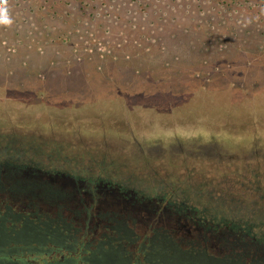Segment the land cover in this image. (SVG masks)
<instances>
[{"label": "rangeland", "instance_id": "1", "mask_svg": "<svg viewBox=\"0 0 264 264\" xmlns=\"http://www.w3.org/2000/svg\"><path fill=\"white\" fill-rule=\"evenodd\" d=\"M6 7L0 141L100 153V165H121L153 196L164 193V203L193 180L213 186L247 173L264 184V130L250 138L228 131L264 114V0H7ZM160 179L164 187L145 184ZM23 206L12 208L36 205ZM95 215L89 209L86 223L73 221L74 243L108 234ZM126 223L137 237L128 252L146 264L140 246L148 229Z\"/></svg>", "mask_w": 264, "mask_h": 264}, {"label": "flooded vegetation", "instance_id": "2", "mask_svg": "<svg viewBox=\"0 0 264 264\" xmlns=\"http://www.w3.org/2000/svg\"><path fill=\"white\" fill-rule=\"evenodd\" d=\"M71 125V122L67 121L60 127L66 128ZM85 155L74 156L70 151H64L58 146L51 147L49 150L43 149L41 145L34 144L32 140H26L21 144L15 140L0 141V205L4 206V211L0 213L5 215L1 219V225L5 228L18 229L21 227V216H26L32 221L30 222L32 226L27 227L28 231H32L33 236H38V234L45 236L44 239H30L17 244L14 241L6 243L5 246L10 252L5 253L0 263L47 264V260L55 259L59 251L55 249L54 239L46 238V234L54 235L58 223L65 227V231L69 234L66 245L67 250L73 256L83 257L87 249H91L99 254L104 253L102 256L104 264H131V260L134 261V259L131 252L130 254L128 252V246H132L137 237L126 223V220H130L134 226L138 225L148 229L149 233L145 235V243L140 246L143 257L145 256L144 251L148 249L147 242L151 235L152 225L149 220L142 219L140 212H145L148 219L156 215L159 209L158 203H164L165 194L156 192L153 196L152 187L149 189L148 186L144 187L142 183H138L136 176L130 174L129 170H122L121 165L113 163H110L108 167H104V164L100 165L106 162L100 153H96L97 158H89ZM62 175H65L68 181H62ZM61 184L74 185L63 186ZM145 184H164L162 185L164 187L166 181L160 179ZM191 184H198V182L193 180ZM111 189L118 190L122 196L133 191L137 198L146 201L147 207L135 211L107 203L112 198ZM155 189L161 190L157 186ZM169 202L170 200H167L164 206ZM21 204L22 206H36L33 211L24 213L12 208L14 205L19 207ZM89 209L95 211V217H97L95 226L107 228L108 234L111 233V235L107 234L104 239L94 242L82 245L79 243V246L78 243H74L76 237L73 236L72 223L74 220L86 223L89 220L86 218ZM147 210H152V213ZM90 215L93 214L90 213ZM91 226L92 224L87 228L90 229ZM105 241L118 246L108 251V256L101 247ZM33 242V246L29 247V244ZM46 242H48V247L52 246L51 254L48 256H36L37 253L29 251L30 248L36 249L35 245ZM76 242L79 241L76 240ZM64 255L61 254V258ZM25 256H33L34 259L30 260ZM134 262L138 264L137 261Z\"/></svg>", "mask_w": 264, "mask_h": 264}, {"label": "trees", "instance_id": "3", "mask_svg": "<svg viewBox=\"0 0 264 264\" xmlns=\"http://www.w3.org/2000/svg\"><path fill=\"white\" fill-rule=\"evenodd\" d=\"M250 178L245 173L239 178H225L228 183L224 184L178 187L172 191L169 203L165 206L158 203L159 209L150 219L141 211L142 219L152 225L147 242L149 251H144L146 264H264V184H255L254 177ZM178 194L183 196L182 201L175 203L174 196ZM4 217L0 213V260L10 252L6 243L45 238L43 234L33 236L28 231L32 221L26 216H21L18 229L3 227ZM60 225L56 226L54 235L46 234V238L54 239L55 249L59 251L47 264L105 263L104 253L91 249L83 257L73 256L66 245L69 234ZM105 242L101 247L108 256V251L118 246ZM35 247L29 251L37 253L36 256L51 254L52 246L48 247V242ZM61 254H65L63 258ZM131 264L136 263L131 260Z\"/></svg>", "mask_w": 264, "mask_h": 264}, {"label": "water", "instance_id": "4", "mask_svg": "<svg viewBox=\"0 0 264 264\" xmlns=\"http://www.w3.org/2000/svg\"><path fill=\"white\" fill-rule=\"evenodd\" d=\"M252 121V118L249 117L248 123H239L233 125L228 131L230 133L241 135L245 138H250L253 135L257 134L260 130H264V114L261 116L258 124H255ZM122 129L126 128V125L123 122H120ZM106 127L109 129L114 128L112 124H107ZM62 181H68V178L65 175H62ZM63 186H69L74 184H61ZM110 194L112 196L111 200L107 203L115 204L118 206H123L124 208H129L131 210H140L142 208L147 207V203L144 200H140L137 198L135 192L131 191L129 193H125L124 196L115 189H111ZM122 196V197H121ZM149 213H152V210H147Z\"/></svg>", "mask_w": 264, "mask_h": 264}, {"label": "clouds", "instance_id": "5", "mask_svg": "<svg viewBox=\"0 0 264 264\" xmlns=\"http://www.w3.org/2000/svg\"><path fill=\"white\" fill-rule=\"evenodd\" d=\"M6 5L7 0H0V25H9L12 22Z\"/></svg>", "mask_w": 264, "mask_h": 264}]
</instances>
